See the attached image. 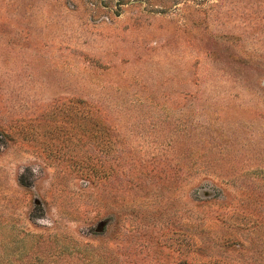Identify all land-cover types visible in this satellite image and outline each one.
I'll list each match as a JSON object with an SVG mask.
<instances>
[{
    "label": "rangeland",
    "instance_id": "374dc122",
    "mask_svg": "<svg viewBox=\"0 0 264 264\" xmlns=\"http://www.w3.org/2000/svg\"><path fill=\"white\" fill-rule=\"evenodd\" d=\"M0 264H264V0H0Z\"/></svg>",
    "mask_w": 264,
    "mask_h": 264
}]
</instances>
